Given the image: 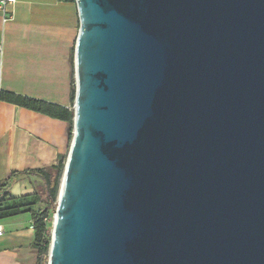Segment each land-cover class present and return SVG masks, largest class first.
<instances>
[{
    "label": "water",
    "instance_id": "95a60500",
    "mask_svg": "<svg viewBox=\"0 0 264 264\" xmlns=\"http://www.w3.org/2000/svg\"><path fill=\"white\" fill-rule=\"evenodd\" d=\"M76 3L48 264H264V0Z\"/></svg>",
    "mask_w": 264,
    "mask_h": 264
},
{
    "label": "crops",
    "instance_id": "0c3cea01",
    "mask_svg": "<svg viewBox=\"0 0 264 264\" xmlns=\"http://www.w3.org/2000/svg\"><path fill=\"white\" fill-rule=\"evenodd\" d=\"M14 20L3 23L0 9V68L1 92H13L66 107H73L72 80L64 78V68L71 64L72 51L80 29L76 0H16L8 7ZM46 45H60L71 50V59L64 52L53 64L52 75L42 88L40 72L43 64L40 49ZM70 68V67H69ZM35 76L37 79H35ZM71 124L20 107L0 99V181L13 171L23 172L56 165L66 156L70 146ZM20 195L9 190V196L21 197L35 192L40 179L36 176L15 178ZM33 212L0 219L4 235L0 238V264H37L34 248Z\"/></svg>",
    "mask_w": 264,
    "mask_h": 264
},
{
    "label": "trees",
    "instance_id": "16d2710c",
    "mask_svg": "<svg viewBox=\"0 0 264 264\" xmlns=\"http://www.w3.org/2000/svg\"><path fill=\"white\" fill-rule=\"evenodd\" d=\"M76 90L72 89V101H75ZM0 99L2 101L27 108L29 110L47 115L52 118L66 121L70 124L74 122V112L66 107L49 103L44 100L31 98L13 92H1ZM66 162L60 158L56 165L47 168L34 169L23 172L13 171L9 176L0 181V219L9 218L22 214L30 207V203H26L32 194L23 195L21 197L9 196L11 184L20 176H36L40 179V183L36 185L35 195L38 201L45 204V210L35 213L33 211V225L35 231L34 248L37 254V264H44L45 259L49 257L51 245L49 220L55 214L57 209L58 195L64 173Z\"/></svg>",
    "mask_w": 264,
    "mask_h": 264
},
{
    "label": "rangeland",
    "instance_id": "374dc122",
    "mask_svg": "<svg viewBox=\"0 0 264 264\" xmlns=\"http://www.w3.org/2000/svg\"><path fill=\"white\" fill-rule=\"evenodd\" d=\"M44 39V43L42 44L41 48L38 49L37 48V51L40 52V55H41V58H43V64H42V68L40 69V72L38 71V69L36 70V76L38 78H40L42 80V88H46V83L49 79V76L52 75V72H51V69L53 68V64H55L57 66L58 63V60L61 58V53L65 51V53L67 54V57L69 58L70 56V59H71V50L69 48H66V47H62V46H58L56 45L53 46L52 44L51 45H46V41L49 42V43H53L52 41H49V40H45ZM72 66H73V74L71 76L70 74V70H71V64L70 65H67L65 66L64 68V72H65V80L67 82H70L72 80V83H73V89L76 90V79H75V64H74V50L72 51ZM70 67V68H69ZM35 76V79H37V77ZM73 107H74V104H73ZM72 107V108H73ZM73 112L74 109L72 110ZM74 122L73 124H71V131H70V146L68 145V152L66 154V156H63L61 157L62 159H64L65 162H67V158H68V155H69V151H70V147H71V143H72V140H73V137H74ZM11 190L13 191V193L15 194V196H18L20 195L21 191H20V187H19V184L17 183V181H13L12 184H11ZM30 194H32V196L30 198L27 199L26 203H30V206H27V207H30L28 208L26 211H33L35 213H38V212H42L45 210V204L44 203H41L38 201V198L36 197L35 195V192L32 191ZM53 220H54V215L52 216V219L49 220V227H50V237L52 239V224H53ZM49 258V257H48ZM48 258L45 259V263L44 264H48Z\"/></svg>",
    "mask_w": 264,
    "mask_h": 264
},
{
    "label": "built area",
    "instance_id": "2783aa9c",
    "mask_svg": "<svg viewBox=\"0 0 264 264\" xmlns=\"http://www.w3.org/2000/svg\"><path fill=\"white\" fill-rule=\"evenodd\" d=\"M16 3V0H0V9L3 14V23H7L9 21L14 20V12L9 11L8 7L10 5H13ZM2 51V48L0 46V52ZM1 68H0V82H1ZM73 108H70V110H73ZM75 111V109H74ZM32 229H34V225L31 226ZM4 235V230L2 225L0 224V238Z\"/></svg>",
    "mask_w": 264,
    "mask_h": 264
},
{
    "label": "bare ground",
    "instance_id": "6f19581e",
    "mask_svg": "<svg viewBox=\"0 0 264 264\" xmlns=\"http://www.w3.org/2000/svg\"><path fill=\"white\" fill-rule=\"evenodd\" d=\"M54 221V220H53ZM52 228H53V224H52Z\"/></svg>",
    "mask_w": 264,
    "mask_h": 264
}]
</instances>
